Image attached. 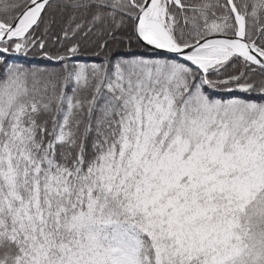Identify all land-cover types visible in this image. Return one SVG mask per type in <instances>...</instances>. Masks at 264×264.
Masks as SVG:
<instances>
[{"label": "snow or ice", "instance_id": "6c2138e0", "mask_svg": "<svg viewBox=\"0 0 264 264\" xmlns=\"http://www.w3.org/2000/svg\"><path fill=\"white\" fill-rule=\"evenodd\" d=\"M0 264H264V0H0Z\"/></svg>", "mask_w": 264, "mask_h": 264}, {"label": "trees", "instance_id": "16d2710c", "mask_svg": "<svg viewBox=\"0 0 264 264\" xmlns=\"http://www.w3.org/2000/svg\"><path fill=\"white\" fill-rule=\"evenodd\" d=\"M82 59H83L84 61H88V62H90V57L85 56V57H83Z\"/></svg>", "mask_w": 264, "mask_h": 264}]
</instances>
